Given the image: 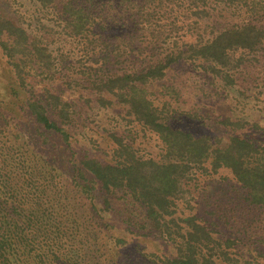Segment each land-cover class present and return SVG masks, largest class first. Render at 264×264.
Instances as JSON below:
<instances>
[{
	"label": "trees",
	"instance_id": "16d2710c",
	"mask_svg": "<svg viewBox=\"0 0 264 264\" xmlns=\"http://www.w3.org/2000/svg\"><path fill=\"white\" fill-rule=\"evenodd\" d=\"M27 1L49 8L56 0ZM214 1L180 0L177 10L149 3L140 16L143 22H137L142 32L152 29L155 16L163 19L178 10L193 22L184 24L176 17L172 30L152 29L137 52L156 48L160 35L170 39L181 29L179 23L183 31L203 32L192 35L194 42L175 43L142 70L106 73L90 83L98 105L114 108L159 138L164 151L158 158L140 156L117 134L105 140L104 148L97 144L93 153L79 156L76 148L85 141L80 145L82 140L72 137V127L74 101L80 98L66 89L74 85L77 90L81 80L65 82L57 75L64 59L54 58L43 40L33 39L0 8V55L14 80L4 103L24 139L0 145V264H264V143L176 128L171 104L166 100L159 106L148 93L180 63L233 84L234 71L264 53V0H227L241 20L214 24L205 33L202 23L212 15ZM62 3L70 51L83 45L85 52L102 54L103 65L108 53H127L122 43L110 46L94 33L92 5ZM162 22L156 18V28H163ZM165 32L167 36L161 34ZM133 47L128 44L130 51ZM65 56L71 59V54ZM35 67L54 72L38 89ZM222 125L240 130L249 124L227 119ZM19 149L24 152L17 158ZM223 193L241 195L243 215L230 205L222 208ZM151 243L162 245L164 252L149 251Z\"/></svg>",
	"mask_w": 264,
	"mask_h": 264
},
{
	"label": "rangeland",
	"instance_id": "374dc122",
	"mask_svg": "<svg viewBox=\"0 0 264 264\" xmlns=\"http://www.w3.org/2000/svg\"><path fill=\"white\" fill-rule=\"evenodd\" d=\"M81 1L92 5V11L96 15L97 28L94 33L100 35L103 42L109 43L110 46H117L122 43L124 46L122 50L127 52L124 56L115 57L114 53H108L110 54L109 61L103 65L102 60L105 57L102 54L94 56L85 52L83 45H78L74 51H70L72 46L67 47L65 44L67 33L64 30L65 17L62 0H56L49 8H44L39 3L27 0H0V8L5 16L24 27L33 39L43 40L49 46L54 58H59L60 62L64 59L65 64L59 67L58 71H55L57 75H63L68 80L65 82L74 79L81 80L82 86L77 90H73L74 85L66 89L68 93L77 92L76 98H80L74 101V97L73 100L75 113L72 127V137L75 140H82L80 145L85 141V145L76 148L79 156H84L89 151L93 153L97 144L104 148L106 146L105 140H108L112 134H117L125 142L132 145L140 156L158 158L164 151L159 138L143 129L142 126L129 122L118 111L113 110L114 108H103L98 105L89 89L90 83L106 73L117 74L142 70L161 60L169 49L177 46L175 43L178 42V46L181 47L187 42H194L196 37L193 36H196L197 32L203 31L197 28L189 30V27L185 26L188 30L186 32L183 31V27L179 23L182 30L172 32L168 40L160 35V44L155 45L156 48L147 49L140 53L137 52V48L140 43L147 42L148 39L146 38L151 34L152 29L155 32L172 30L170 24L177 22L176 17H178L179 22L184 24L193 22L190 14L185 16L183 11L181 13L178 10L176 14L171 12L169 15L165 14L163 19L155 16L152 20V29L148 27L145 32H142L144 28L137 25V22H143L140 16H144L142 12L150 6L149 3H159L167 9L172 6L177 10L176 3L180 0H90L91 3L88 2L89 0ZM213 4L212 15L206 22L202 23L205 33H210L211 28L215 25L216 27L219 25L224 27L241 20L235 15L234 10L227 6V0H215ZM156 18L164 21L161 23L165 25L164 27L161 26L163 28H156ZM166 32L161 34L167 36ZM131 42L135 48L134 51H130L128 48V44ZM65 54H71V59H66ZM250 60L240 70L234 71L233 84H227L225 81L196 71L186 63H180L169 70L163 82L148 87L149 97L159 106H162L166 100L171 104V111L176 113L172 125L176 128L197 136L209 135L216 138L237 134L248 140L264 143V53ZM34 70L32 74L38 77L37 89L46 82H50L54 76V72L47 73L38 67H35ZM49 73L50 77L47 76ZM12 76L6 60L0 55L1 146L9 140L16 143L24 142L23 137L19 136L17 132L16 123L12 121L11 114H7L6 103H4L6 102L4 98L14 83ZM81 96L83 97L81 98ZM227 119L249 125L244 129L232 130L222 125V122ZM255 124L259 128L256 129ZM23 152L24 150L19 149L14 155L18 158ZM227 190L231 192L232 188L228 187ZM223 194L224 196L227 195V198L222 202V208L230 205L238 215H243L244 211L238 201L241 195ZM196 196L198 195L196 194ZM195 199L201 201L199 197ZM211 213V211H206L208 220H212L214 217L210 215ZM148 250H155L159 254L164 252L162 245L157 243L149 244Z\"/></svg>",
	"mask_w": 264,
	"mask_h": 264
}]
</instances>
